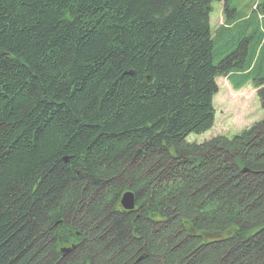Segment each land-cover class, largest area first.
<instances>
[{"label": "trees", "instance_id": "1", "mask_svg": "<svg viewBox=\"0 0 264 264\" xmlns=\"http://www.w3.org/2000/svg\"><path fill=\"white\" fill-rule=\"evenodd\" d=\"M213 1L0 0V264H264V118L187 140L218 77L264 114L260 19Z\"/></svg>", "mask_w": 264, "mask_h": 264}, {"label": "rangeland", "instance_id": "2", "mask_svg": "<svg viewBox=\"0 0 264 264\" xmlns=\"http://www.w3.org/2000/svg\"><path fill=\"white\" fill-rule=\"evenodd\" d=\"M229 3L237 7L243 16H257L264 32V21L260 17V13L264 14V0H229ZM223 4L224 0H214L212 3L210 24L213 32L224 21ZM216 81L219 91L213 99L214 125L202 134H190L187 138L189 142L200 143L221 134L232 137L264 118L259 97L251 83L236 90L226 77H218Z\"/></svg>", "mask_w": 264, "mask_h": 264}, {"label": "water", "instance_id": "3", "mask_svg": "<svg viewBox=\"0 0 264 264\" xmlns=\"http://www.w3.org/2000/svg\"><path fill=\"white\" fill-rule=\"evenodd\" d=\"M123 209L130 211L135 207L134 195L131 192H125L120 200ZM62 251L68 252L69 249L65 248Z\"/></svg>", "mask_w": 264, "mask_h": 264}]
</instances>
